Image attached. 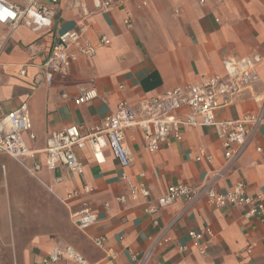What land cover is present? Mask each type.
I'll return each mask as SVG.
<instances>
[{"label":"crops","instance_id":"0c3cea01","mask_svg":"<svg viewBox=\"0 0 264 264\" xmlns=\"http://www.w3.org/2000/svg\"><path fill=\"white\" fill-rule=\"evenodd\" d=\"M139 1L128 0L99 11L93 0H83L91 12L87 36L97 52L79 55L51 83L45 79L43 63L58 34L75 28L80 0H61L51 29L35 32L23 24L12 29L0 23V105L11 111L27 104L36 137L31 139L28 132L24 136L37 152L26 159L27 166L21 165L58 201L62 222L53 232L32 234L16 264H36L59 243L72 245L91 264H140L130 251L141 258L152 238L165 230L171 241L157 246L144 264H264V211L247 217L244 206L218 208L204 198L192 204L178 198L151 215L144 211L143 198L118 200L127 191L121 179L123 169L109 148L104 150L103 163L96 162L90 146L76 150L93 191L73 198L67 195L82 189V178L65 166L49 170L44 164V149L53 131L78 125L87 135L121 100L137 104L168 89L224 74L222 59L226 56L261 55L259 80L237 100L218 109L216 118L236 120L260 110L264 103V0H148L147 6L138 7ZM125 7L132 13L130 27L124 23ZM103 36L110 44L100 42ZM25 64L26 72L21 74ZM82 87H95L103 99L77 104L74 99ZM187 112L185 108L178 114ZM180 131L181 139L171 137L150 152L138 126L126 130L125 141L133 158L127 172L135 182L148 185L151 201L164 195L170 185H199L209 180H215L220 191L230 190L240 180L250 195L264 197V124L234 161L225 157L214 126L180 125ZM201 148L212 155L211 161L198 160ZM34 163L42 168L32 173L28 168ZM83 201H89L98 216L97 223L85 231L71 220V213ZM207 226L214 237L208 241L206 254L180 251L191 229ZM100 235L106 237L102 247L92 241ZM58 264L70 263L61 260Z\"/></svg>","mask_w":264,"mask_h":264},{"label":"built area","instance_id":"2783aa9c","mask_svg":"<svg viewBox=\"0 0 264 264\" xmlns=\"http://www.w3.org/2000/svg\"><path fill=\"white\" fill-rule=\"evenodd\" d=\"M127 1L93 0V3L96 10L108 11L126 4ZM80 2L81 10L75 19V28L58 34L43 63L47 83L52 82L55 74L66 73L79 55L93 56L97 52L96 45L87 36L88 17L91 12L83 4V0ZM147 5L148 0H141L138 3V7ZM60 8L61 0H0V23L12 29L23 24L32 31L40 32L54 26ZM125 12L124 23L130 27L132 13L126 7ZM100 42L108 45L111 41L103 36ZM30 49H33V45ZM261 60V55L257 53L244 57L226 56L222 59L224 74H214L198 84L168 89L163 94L152 96L137 104L121 100L116 109L95 125L92 132L87 135L81 133L78 125L55 130L47 139L44 164L49 170H54L60 165L65 166L82 178V189L74 190L67 195V198H73L93 191V187L85 180V165L76 150L90 146L96 162L103 163L104 150L109 148L123 169L121 179L127 193L118 197L120 202H126L129 197L133 200L143 198L144 211L154 215L159 209L172 204L178 198H185L190 204L204 198L214 207L244 206L247 209V217L259 215L264 211V197L261 194L250 195L245 183L240 180L227 191H220L215 185V180L199 185L173 184L164 195L151 201L148 185L144 182H135L127 172L133 158L125 138L128 128L138 126L143 131L147 149L155 152L162 144H167L171 137L182 138L180 125H212L222 141L225 157L229 161L240 158L256 129L264 124V103L256 113L246 114L236 120L217 119L215 113L221 107L237 100L247 88L259 80L258 65ZM26 66L27 64L23 65L21 74H25ZM63 96L67 97V94L64 93ZM98 98L103 99L95 87H82L74 101L81 104ZM185 108L188 109L186 114H178ZM26 132L31 139H35L27 104L22 103L11 111H5L0 105V154L8 155L24 166H27L26 159L33 158L37 152L26 143L24 136ZM200 159L211 161L212 155L201 148L198 156V160ZM41 168L40 163H34L28 169L34 173ZM106 207H109L108 203ZM71 220L80 230L85 231L97 223L98 216L89 201H83L81 208L71 213ZM173 225L174 222L170 223L169 228ZM188 237L189 241L180 245V251L204 255L207 253L208 241L214 237V231L208 226L191 229ZM105 240L106 237L103 235L92 237L93 243L99 247L104 245ZM170 241L171 238L165 230L152 238L149 248L141 258L130 251L132 259L144 264L157 246ZM1 252L0 242V254ZM61 260H66L70 264H91L82 253L67 243L56 244L48 255L36 264H58Z\"/></svg>","mask_w":264,"mask_h":264},{"label":"rangeland","instance_id":"374dc122","mask_svg":"<svg viewBox=\"0 0 264 264\" xmlns=\"http://www.w3.org/2000/svg\"><path fill=\"white\" fill-rule=\"evenodd\" d=\"M57 202L16 159L0 154L2 264H16L32 234L61 227Z\"/></svg>","mask_w":264,"mask_h":264},{"label":"snow or ice","instance_id":"6c2138e0","mask_svg":"<svg viewBox=\"0 0 264 264\" xmlns=\"http://www.w3.org/2000/svg\"><path fill=\"white\" fill-rule=\"evenodd\" d=\"M10 14V13H9Z\"/></svg>","mask_w":264,"mask_h":264}]
</instances>
